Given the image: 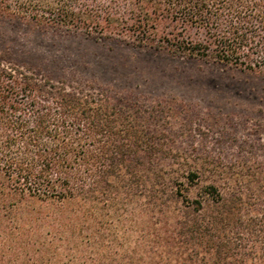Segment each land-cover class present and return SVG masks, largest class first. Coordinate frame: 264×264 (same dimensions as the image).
Listing matches in <instances>:
<instances>
[{"label": "trees", "instance_id": "16d2710c", "mask_svg": "<svg viewBox=\"0 0 264 264\" xmlns=\"http://www.w3.org/2000/svg\"><path fill=\"white\" fill-rule=\"evenodd\" d=\"M0 16L264 78V0H0ZM192 115L0 52V264H264V125Z\"/></svg>", "mask_w": 264, "mask_h": 264}, {"label": "rangeland", "instance_id": "374dc122", "mask_svg": "<svg viewBox=\"0 0 264 264\" xmlns=\"http://www.w3.org/2000/svg\"><path fill=\"white\" fill-rule=\"evenodd\" d=\"M0 52L19 66L37 68L69 91H106L117 97L152 104L177 101L208 128L223 117L264 125V78L202 61L175 58L84 37L65 36L33 23L0 16ZM239 120V119H238ZM247 127L229 126L239 138ZM264 139V137H263Z\"/></svg>", "mask_w": 264, "mask_h": 264}]
</instances>
